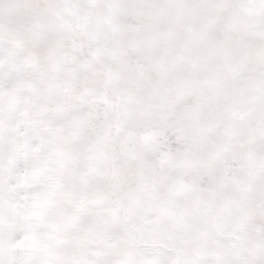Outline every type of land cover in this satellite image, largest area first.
<instances>
[{
    "label": "snow or ice",
    "instance_id": "snow-or-ice-1",
    "mask_svg": "<svg viewBox=\"0 0 264 264\" xmlns=\"http://www.w3.org/2000/svg\"><path fill=\"white\" fill-rule=\"evenodd\" d=\"M0 264H264V0H0Z\"/></svg>",
    "mask_w": 264,
    "mask_h": 264
}]
</instances>
